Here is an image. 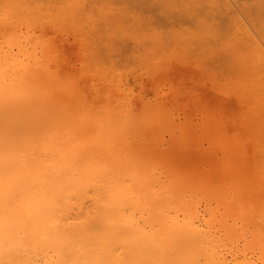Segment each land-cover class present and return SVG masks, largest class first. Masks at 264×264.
Listing matches in <instances>:
<instances>
[{
    "label": "bare ground",
    "instance_id": "obj_1",
    "mask_svg": "<svg viewBox=\"0 0 264 264\" xmlns=\"http://www.w3.org/2000/svg\"><path fill=\"white\" fill-rule=\"evenodd\" d=\"M95 1L96 0H75L73 2L71 1L72 3H70V0H66V1L65 0H0V264H264V257L261 256V253L262 255L264 254L263 249L260 252V254H258L259 257L258 256L256 257V252L258 251L255 250V253H254V250L252 249L254 246L253 245L254 239L256 240L255 242H258V244L254 243L255 244L254 247L258 249L261 248V245H262L261 243L263 240L261 242L259 241L264 236L263 234H261L263 233L262 231H264V225H262L264 224V205H263L264 203L263 201H261L263 204L257 202L258 200L260 199L262 200L263 198L262 196H258L260 197V199L256 197L258 193H260L259 195H264V194H261V193H264V188L262 185L263 181L259 180V179H264L263 178L264 176V150H262V147H259L260 150L257 148L254 151L255 153L256 151H258V153L260 151V154H259V156L261 155L260 157L258 156L257 153L255 154L257 161L254 159V157H252V160L250 161L246 159H240L241 157L240 158L237 157L238 155L236 154L237 150L232 148L233 147L231 146L232 143L229 145L230 141L232 142L231 138L237 135L235 136L232 135L231 137L228 132L229 134L228 136H230V138H228V144L227 142L225 143L224 141H223L224 143L221 142L220 139L218 140L213 136L210 138L211 140L212 139L213 140L209 142L210 148L208 151L198 150L201 147L195 149V147L193 146L189 147L184 144L183 145L185 147L181 144L183 148H180V147L176 148L177 145L174 146L175 147L174 148L173 145H175L176 140H178L177 137H176L177 139L175 140V142L173 141L174 144L171 143L173 148H170L171 149L170 151L168 150L170 153V156L172 157L173 155L177 157L181 156V159L184 162L188 163V164L185 163L187 167L189 168L188 170L193 169V167H191L192 166L191 162L189 163L188 160H191L195 164V166H198V167H201V166L208 167L209 166V169H207V171L198 172L196 170L195 171L192 170L193 171L192 174L193 175L200 174V176L203 175L204 177L203 180L210 179L216 176L223 181H227L226 183H228L231 186L230 188L232 189L231 190L232 194L230 193V195L228 196L231 198L230 201L232 200L233 203H235L234 200L236 201L238 199L237 202L242 203V205H240V209L242 210L243 208V210H245L244 213L248 210L251 212L252 209H255L253 210L254 215H252L254 216L255 221L253 220L254 218L252 219L250 218V216L248 220L252 219V221H254L255 226H256V223H258L257 225L260 231L257 229L258 227L256 228L254 227V225L252 226L249 225V226L252 228H255V231L256 229L257 231H259V232L256 231L257 233L255 231L253 232V229L251 228L250 230L253 233H256V234L260 233L261 235H259V237L257 235L256 238H254L253 236L255 234L250 235L251 238L253 237L252 238L253 241L251 240V238H249V240H251L252 242V247H250L251 242H248L249 240H246V239H245L246 242L244 240L245 245L243 243L241 245H238L239 240L241 241L242 237L244 238L245 236L244 234L248 233L247 231H245V229H247L246 226H248L246 224L247 222L251 221V220L247 221L245 219L247 218V215H244V213L242 215L241 210L239 209L240 217L242 215V218L240 219V221L246 220L247 222L245 221L246 224L240 222L241 225H239V227L237 224H235V222L239 221V220L237 221L234 220L236 218H239L238 217L239 213L237 211L239 206L236 210L234 209L236 208L235 205H234V208L228 207L227 204L229 202L225 204V206L224 204L223 205L221 204L223 206L221 207V209L222 208L223 209L221 212H219V214L220 216L224 214L222 216L223 218H225L224 216H226L227 217L226 219L228 218L230 219L235 213L234 215L236 218L233 219L232 217L230 219V220L233 219L235 221L234 225L232 221L230 225L237 226V228L239 229H240V226H242L243 228L240 230L241 232H243V234H241L242 236L240 235L239 232H238V235H236L237 231H235V229L238 230L236 227L229 226V223L227 222L229 219L228 220L225 219V221H223V219L220 217L219 219H216V220L223 221V223L222 222L221 223L223 224L224 227H225L224 224L228 223L227 226L229 228L227 226H226L227 228L226 227L225 228L226 230L229 229L230 231L229 233L228 231L223 232V237L225 236V238H222L221 234L215 237L217 233L212 228L215 225L214 223L212 225L211 219L205 218L206 219L205 222L207 220L211 222V225H210L211 227L208 226L207 228L200 227L198 226L199 223L198 225H196L193 221L194 220L193 218L194 217L196 218V213H199L197 212L196 208L198 207V204L200 206V202H201V201H198V204L196 205L195 201L197 202V198L195 195H194L196 198L195 201H192V199H190L192 202L186 201L188 197H190L191 195L193 196L192 194L193 191L191 193V191L189 190L188 193H191V194L190 195L188 194L189 195L188 196L186 192L187 190L183 192L182 186H181L182 191H180V193L178 192L176 193L174 190L172 189L170 190L168 187H167L168 189L164 188L166 187L165 184L167 185V183H165V180L169 179L171 181L172 179V178H168L170 176L168 175V173H167V178L164 177L166 176V174H164L163 176L164 179H162V181L159 180V182L156 181L157 183L155 184L158 186H163L165 190H163L162 187H158V189L161 188L162 191H164L163 193H160L162 191L158 192L159 190L157 191L156 188L154 190V187L152 185L153 182L152 183L149 182L150 180L148 179L149 178L148 174L151 172V170L153 171L155 170L154 168L155 166L152 167L155 164L152 165L153 161L150 159V156L153 155L154 158L159 157L160 159L165 158V157L161 156L163 153L161 155L159 154L160 152H158V149H156L155 144H154L155 145L154 147L146 146L148 145V143L145 142L146 141L145 134L150 133V137H151V131L152 132L155 131L156 128H159L160 126H164V125L167 126L168 123H166V121H167L168 116H166L165 114L162 115L163 113L161 114L158 113V110L157 111L155 110L158 115L155 113V111L153 112L151 111V113H155L156 115L154 114L151 115L150 113H147V111H145V109L142 108L141 106L140 107L142 108V114H141L140 107H139L140 109L136 112L137 114L133 113L135 112V108L132 107L131 104L129 106L130 108L132 107L134 110L133 109L129 110L130 108L128 107L130 100L127 102V105L122 104V106L119 107L118 109L117 107L119 105L117 103H121L122 100L124 99L122 96H121L122 100L121 101L119 100L120 102L115 101L111 96H108L112 98V100L110 99L111 104L113 102H116L115 104L118 105L116 107V109H118V111L116 110L117 113L115 111L114 113L112 112L114 110L113 107L115 108V105L112 104L113 107L110 108L111 104L108 100L109 99L108 97H107L108 99H106L108 101H105V97L103 98L104 101H101L102 104L100 103V101H99V104H97L98 102L97 101L95 102L96 99L95 100L92 99L93 100L92 105H94V107L90 106L91 108L90 107L87 108L88 105H91V104L86 105L87 103H89V99L88 101H86L87 98L84 97V95H87V92L84 91L85 94L84 92L81 93V91L78 92V94L79 93L82 94V95L79 94V98L81 96L82 100L83 101L85 100L83 102L82 100L79 101L80 99L78 98L77 91L73 89L76 91V94H75L74 91L71 90L75 86L73 85L75 83H72L71 80H73V77L76 75H72L70 72L69 73L72 76L70 74L68 75L67 71H69V69L59 66L58 64H57L58 67L57 65L54 66L57 68V69L54 68L56 69V71H53L54 69L52 70L51 66L49 67L50 65L49 64L50 63L49 54L51 53L50 51L51 45L48 39V36H49L48 34L49 32L52 31L54 27H56L57 29L60 28V27H57L58 23L60 24L68 23L70 27L68 26L69 28H66V29L70 30L72 28L71 31H72V34L74 32V37L76 33V35L78 34L79 36H82V35H86L88 37L91 36L93 37L92 40H95L94 37H98V38H101L100 36L103 37V34H105L104 39L107 40L108 38H105V37H107L109 32L113 33V29H114V33L111 34L112 37L108 36L109 40L107 41L109 42L104 43L106 44L107 51H109L107 44L110 43L111 41L114 43L113 39L115 40V38H116L115 41H117L116 43H118V40L120 38L123 39L122 36L126 34L124 31H122L123 27H125L124 23H126V21L128 20H130L131 22L132 20L136 19L135 17L140 18L141 13H142L140 9L142 10L144 9V11H145V8L150 9V5L148 4L149 7L147 8V5H145V3L144 4L142 3L144 5V8H142L143 6L142 7L139 6L140 7L139 9L138 5H140L139 3L141 2L137 0H134V1L133 0H129V1L128 0L126 1L118 0L120 2L122 1V4L124 2V6L118 10L108 6L109 4L112 5L111 3L112 0H109L108 3L104 4V6H100V3L102 4V2L100 3L98 2L99 6L97 8L95 6L96 4ZM132 1L133 3L134 2H139V3L131 4ZM141 1L143 2V0ZM147 1L149 2V0ZM166 1L167 0H165V2ZM237 1L239 0H209V1L206 0L204 1V4L207 2L205 6L202 4L203 2L202 0L201 4L203 6L201 8L205 16H207L206 17L207 19L209 16L210 19L208 20L211 21V18H212L213 20L218 19L219 22L220 21L223 22V26L217 29L215 28L216 29L215 31L219 29H222L223 31L225 29L223 32L224 35H227L225 34V31L228 32L229 30L231 32V33L228 32L230 34V36H228L230 37V39L228 38L230 41H228L227 38L225 39V36L222 37L223 36V34L221 33L222 31L221 32L218 31V34L220 32L221 34L219 35H222L221 36L222 40L218 39V41L224 42L223 39H225V42L224 43L222 42L220 44L217 41V43H219V47L216 48V51L223 47L222 49H220V52L222 53L221 50H223V52L225 51V53L229 55L231 50L235 49L233 46L237 47L238 45H240L237 42H241L242 46H240V48L243 47V49L246 50L245 51L246 54H244L245 52L243 54L242 53L236 54L237 52L234 51L236 52L234 54L235 55L234 61L235 63L236 62L237 63L235 64V67L232 64V66L234 67L233 70H235V68L236 69L240 68L238 66L241 62L238 63V61H240L238 60V58L241 56L242 63L245 62L244 66L246 65L245 66L246 68L243 67L244 68L243 70H244V73L247 72V74L243 76L241 75L242 77L241 76L240 77L242 79L239 77V80L240 81L243 80L241 81V83L247 84V86L250 87L249 88L250 90L249 89L247 90L249 91L248 95L250 93H254L255 91L257 92L258 90V92L260 93L259 97L257 96L255 98L257 99L259 98L258 101L261 99L263 102L264 97L262 98L260 97L264 95L263 94L264 87H261L264 85V82H263L264 80H262V78L264 77V37H263L264 35L262 36L261 35L262 32H260L261 33L260 34L257 31L259 30L257 24L255 22L252 23V20H253L252 18L258 15L255 11L256 8H253V7L255 6L258 9L259 3L256 6L255 4L257 2L255 3L251 0L254 3L253 4L254 6L252 5L253 7L251 8L250 6L249 8H251V10L255 9L254 10L255 14L253 13V11H249V12L246 11L248 12L247 14L243 12V10H245L244 6L246 3L241 1V3L242 2L244 3V5L242 3V6H243V10H242V8L240 7L241 3L237 4ZM67 2L69 4H67ZM129 2L131 5L129 4ZM262 2L263 0L260 3ZM62 3H66V4H62ZM126 4L130 5L129 7H131L132 5H135L134 7L132 6L131 8L135 9L136 7H138L137 11H140V13L139 12L134 13L135 10L134 11L127 10L130 8H128ZM189 5L187 4V6ZM248 6L249 4L246 5V7ZM261 6L263 7V5ZM166 12L168 13L167 16L170 15V17H173L171 16V11H166ZM250 12H252V15H254L252 16V18H251ZM163 14L161 15L162 20L164 18L163 16H166L165 13ZM146 18L147 17L145 15V18H144L145 21H143L142 19L141 20L142 22L136 21V23H134V26H130L132 27L130 28L131 32L132 30H134L133 31L134 33L137 30V33H140L142 30L146 28L147 24H148L147 25L148 28H146L145 30L149 29L150 28L149 26L151 25V24L149 25V23H152L151 20L154 22L155 21L159 22V20L157 21V19L159 18L158 16L156 19H154L155 17L154 18L149 17L151 20L149 19V22L145 25L144 23L148 21V19ZM167 18L165 19L166 20L170 19V18L168 19ZM255 19L253 21H255ZM162 20L160 22H162ZM170 21L171 20H169L168 23ZM165 22L166 21H164V23ZM142 23L145 25L144 27ZM53 24H56V25L53 26ZM219 24H217V26ZM252 24L254 25L256 24L255 26H257V30H256V27ZM51 26H53L52 29H50ZM120 26H123V27H120ZM139 28L140 29L143 28V29L140 30ZM117 30L118 31L120 30L118 34H117ZM138 30L140 31L138 32ZM149 30L151 31V29ZM121 31H122V34H121ZM53 32H54V29H53ZM114 34L116 36L115 38H113ZM119 34H121V37H119L120 36ZM131 34L132 33H130V35ZM143 34L145 35L146 33H143ZM143 34H136L135 32L132 36L135 39L134 37L135 35H137V38H139L138 35L142 36ZM86 36H85V39L88 38ZM127 36L128 35L126 34V39H128ZM216 36H213V37L215 38ZM91 37L89 38L91 39ZM130 38L131 36L129 37V39ZM217 38H220V36H218ZM217 38H215V42L214 41L212 42L214 43L213 45H215ZM122 39H120L119 42H122L121 41ZM152 39L153 41H155V39H159V38L153 36L151 40L150 39L149 40L152 42ZM209 39L210 38H208V41L206 42L209 43V41H212L213 38L210 40ZM236 39H239L240 41ZM140 40H141L140 38L138 41L137 39L133 40L132 45L134 47L137 46V51L140 50V48H142L141 46L147 45L146 43L145 45L144 42L142 41L140 42ZM231 40L233 42L235 41L237 42L233 43L231 42ZM95 41H92V42H95ZM123 41H126V40H123ZM156 41L159 42L160 40H156ZM92 42H91V45H93ZM112 42L111 44H113ZM154 43L152 42V44L155 46ZM227 43L230 44V46H228ZM95 44H96L95 46H98L96 42ZM120 44L122 43H118V45L113 44V48L115 50L121 49L122 47ZM123 44H125V42H123ZM222 44H224V46H222ZM100 45L101 44L99 42V46H98L99 49H97L98 47L97 48L94 47V48L100 51L101 47L104 46L102 45L100 47ZM225 45H227V47ZM29 46L31 47V51H29ZM115 46L116 47L120 46L121 48L118 49L117 47L116 49ZM147 46H150V45H147ZM92 47L93 46L89 48V45H88L86 50H88V48L89 50L90 49L93 50L94 48ZM54 49H57V48H54ZM124 49L126 48L124 47ZM211 49L214 50L213 47ZM225 49L228 50V52ZM141 50H143V48ZM147 50H149V47ZM153 50L156 53V49L154 48ZM159 50L161 51L160 48H158V51ZM98 51H96L95 55L91 53L89 54V52L91 51H88V52L86 51V53L93 56L95 59V56L97 55ZM209 52L214 53L213 51H209ZM209 52L208 54H210ZM144 54H147L146 57L149 56L148 53H144ZM160 55H161V52H160ZM226 56L227 55H225V57ZM230 56H231V53H230ZM236 56H237V60H236ZM150 57L148 58L150 59L149 60L150 63L149 61H147V63L150 65L151 64L153 65L151 61L154 60L155 57L152 60ZM221 57L223 58V55ZM170 58H172V55ZM168 61L169 60H167V62ZM158 64L159 62L156 63V68L159 69V66L161 65L160 70H163L164 67L162 66L164 65L159 64L158 66ZM165 65H166L165 68H167V64ZM247 65H249V68L247 67ZM80 66H82V64ZM87 66L88 65H85L86 68ZM224 66L227 67L226 62ZM256 66L258 68L260 67V69L263 72L262 74L259 73V75L261 76L260 78V76H258L257 73L259 71L261 72V70L259 71L258 69L255 70L256 72L255 75L258 76V80L256 76L254 77V75H252L254 67L256 68ZM153 67L154 65L151 67V69ZM155 69L153 68L154 73L159 72V71H156L157 69L156 70ZM221 69L223 70L225 69L224 71H226V68L222 67ZM251 70L252 72L250 74L249 71ZM80 71L78 72L83 73L82 71L81 72ZM235 71H234V74L235 73L238 74V70H235ZM62 72H64V76L61 75ZM153 72L151 73L153 74ZM209 72H211L210 77L211 76L213 77V75L215 76V73L217 71L214 73L213 68H212V71L211 69H209ZM85 73L84 74L87 77L88 72H85ZM224 73L228 74V71ZM224 73H220V75L216 74V75H219L218 78L221 80V81H217V84H220L223 86L224 82H227L228 84L227 83L226 84L229 86L231 85L230 88L232 87L231 91L233 92V89L235 86L234 84L237 85V83L232 84L233 83L232 82L230 84L228 80L231 81L232 78L229 75L224 74ZM91 74H92V70H91ZM222 74H224L225 77ZM65 75L69 77H66ZM248 75L250 76L252 75V77L255 80L254 83L252 82L253 80L251 78H248ZM151 76L152 75H150V77ZM226 76L229 78H227ZM237 76L238 75L235 74V77ZM64 77L71 83L69 84V82ZM244 77L246 80L248 79L247 83L245 82L246 80H244ZM76 78L74 77L75 80ZM78 78H77V81H78ZM218 78L217 80H219ZM97 79L99 78L97 77ZM213 79L215 80V77H213ZM259 79H260V84L258 82ZM109 80L110 79H108V81ZM240 81H237V82L240 83ZM66 82H68L67 84H69V86L67 85L69 89L66 87V84H64ZM73 82H76V81L73 80ZM114 82L116 81L114 80ZM256 82L258 83L256 84ZM244 84L240 86H244ZM258 84L260 87L258 86ZM76 86H78V84H76ZM80 86H82V84H80ZM225 86L223 87L225 88ZM229 86H226L227 91H230V88H227ZM63 87H65V89ZM254 87H256L255 88L256 90L254 89ZM258 87L262 89L260 90ZM78 88L79 87H76L77 90ZM82 88H84V85ZM235 88H236L235 89L236 96L241 95L243 91L242 90L243 87L242 88L239 87L240 89H238V91H237L238 87L235 86ZM67 89H68V92L70 91L69 94L72 98L71 97L67 98L68 96H66V93H65L67 92ZM212 89H214L213 85H212ZM64 90L66 91L64 92ZM240 91L241 93L238 94L237 92H240ZM63 92L65 93V95L63 94ZM256 92L254 93L255 96H256ZM245 94H246V91H245ZM72 95H77V96H72ZM115 95H112V96L115 97ZM233 97H235L234 93H233ZM243 97H245V95ZM250 97L251 96H249V98ZM65 98L70 100L69 104H68V100L66 101ZM238 98H237V101L240 102L239 105L240 104L242 105L240 101L242 98L240 100H238ZM249 98H246V99L248 100ZM255 98L252 100L255 103V105H253L254 103H252V101L250 102L251 99H249L248 101L249 103L246 102V104H249V105L252 104V106H254L252 110L255 109V107L257 108L259 105H262V102L259 101L261 102L259 103L258 101H256ZM76 100L79 104L81 103V105H78ZM103 102L105 103L108 102L110 105L109 106L107 105L105 108V105H103L104 104ZM73 103H75L74 106L72 105ZM75 105H76V108H75ZM136 105L135 107L138 106ZM101 106H103L104 109H102ZM144 106L145 105H143V107ZM147 106H145V108ZM78 107L80 108V110ZM92 107L97 108V110L96 109L94 110ZM98 107H99V112H98ZM100 107L103 113H101ZM107 107H109L110 109H108ZM73 108L77 112H74ZM83 109L84 110L86 109V111H84ZM257 109H255L256 111H254V114H252L253 116L258 113ZM261 109H263V106L262 108H260V110L258 109L260 114L258 113L256 117L258 118L260 117L258 115H262L260 121L262 122V124H264V121H263L264 119H262V117L264 118L263 116L264 109L263 110ZM146 110H149L150 112V109L146 108ZM72 111L75 114L72 113ZM139 111H140V115H139ZM246 111L248 112V109ZM260 111L263 112V114H261ZM110 112H112V114L114 115H111ZM78 113L80 114L82 113L83 115L82 114L79 115ZM90 113L92 114L90 115ZM98 113H101V114L99 115ZM244 115H248V114H244ZM212 118H215V117H212ZM239 118L242 119L243 116L242 118L241 117ZM209 119H211V117ZM247 120H249L248 122L251 123L250 119H247ZM252 120L256 121L254 118ZM260 121L259 122L257 121L258 124H256L257 122H253L255 123L254 125H256L255 128L257 127V125L258 126L262 125ZM173 122H171V124H173ZM209 122H213L212 119L209 120ZM214 122H217V121L214 119ZM209 124H212V123H209ZM221 125H223V123ZM219 127H221L222 129L224 128L223 126H220V125ZM165 129H168V127L167 128L165 127ZM160 130L162 131L161 128ZM173 130L175 129L173 128ZM208 130L213 131V129H209V128ZM216 131L217 130H215V133ZM256 131H257V128H256ZM248 132H250L249 129H248ZM254 132L255 130L253 131V133ZM238 133H240V131ZM213 134L214 132L209 135H213ZM206 135H207V132H206ZM130 137H131L130 139L131 141L128 139ZM150 137H149V140L152 138ZM181 137H179V140H181ZM246 138H247V135H246ZM254 138L255 137H253V139ZM182 139H185V138H182ZM233 142L235 143V141ZM251 142H254V141H251ZM144 143L146 145H144ZM157 143H160V142L157 141ZM181 143H185V142H182L181 140ZM149 144H151V141L149 142ZM177 144H179L180 146L179 141ZM228 145L231 147H229ZM240 145H242V143L239 144V146ZM94 148H98V150H104L108 152L109 154L112 155L114 160L109 154H107L109 155V158H111V162L108 165L107 164L104 165L103 164L104 160L108 162L109 160H106V158H104V160H100L101 158L100 157L97 158L98 156H96V158L100 160L99 162L103 161L102 163L103 165H102L100 163L97 164L98 161L96 158H94L95 156H93V161L95 162L94 159H96L97 162L95 163V165H92L93 163L91 161V155H92V151ZM240 150L238 152H240ZM159 151L161 150L159 149ZM218 151H220L222 158L218 156L217 154ZM158 154L159 156H157ZM188 154H190L191 156L189 155L190 157H188ZM115 155H118V156L115 157ZM184 156H187V157H184ZM149 159L152 162H149L148 161ZM175 159L173 158L172 160H175ZM181 159H180V162H181ZM247 159H249V157ZM146 160L149 162L148 165L151 163L152 166L151 165L149 166L153 168L151 170L148 169L149 170L148 173L144 170L147 167ZM240 160H244V161L246 160L247 164H245L246 161L244 163L243 161L240 162ZM138 161H140V163H138ZM142 161H146V162L142 163ZM141 163L145 165L146 167L145 166H143V168L141 166L139 167V164L142 165ZM157 164L159 165L158 162ZM223 165L225 167L227 165V167L224 168ZM183 169H185V167H183ZM256 169L257 171L259 170L260 172L257 173ZM169 170L167 171L169 172ZM172 171H175V170L173 169ZM160 172L161 174L163 173L162 171ZM180 172L181 171H179V173ZM153 177H156V176L154 175ZM198 178L200 177L198 176ZM180 180H178V182H181ZM163 182L165 183L164 185H163ZM183 182L186 183L187 181H183ZM158 183H162V185L161 184L159 185ZM260 188H261L260 190L261 192H258V189ZM218 190L220 191V189ZM181 192L186 193V195L188 196L187 199H185V201L183 202L182 201L180 202L179 199L181 198H178V201H176L175 199H177V196L176 198H174V196L176 194H178V196L181 195L182 194ZM197 194H198L197 195L198 197L199 194L201 193L199 192ZM202 195L204 194L202 193ZM209 195L208 197L210 198ZM204 196H206V194ZM208 197H207V200L209 199ZM184 198L182 199L184 200ZM192 198L194 199V197ZM203 198L204 200H206V197H203ZM222 198L223 197H220L221 200H223ZM255 198H257L258 200L257 199H256L257 201L254 200ZM225 199L226 197L224 198V200ZM211 200L212 199H210L209 202L205 201L203 208L207 207L209 209V207H212V206L208 207V205L211 204L210 203ZM228 200H225V201H228ZM217 201H218V197H217V200L214 201L215 203L214 205H217L216 204ZM254 201L255 203H258L260 205H256ZM178 202L182 203V205H180ZM237 202L235 203L236 205L238 204ZM221 205L218 203L217 206L219 207ZM230 206H233V204L231 203ZM216 208L214 207V209ZM224 208H225V211L230 208L228 212L230 211L231 213L226 212L225 214ZM170 209H174V210H170ZM179 209H180V214L182 212L184 213L180 219H179L180 215L177 216V211ZM218 209H216V211L214 210L215 213L219 211ZM231 209H234V211L236 210L237 212L236 211L234 212ZM212 210H213V207H212ZM134 212L139 213L141 216L143 215L144 212L145 213L147 212L149 215H151V217H148V218H146L147 216H145V220L146 219L148 220L151 218L152 220L150 219V222L151 221L152 222L150 224L156 223L155 224L156 230L153 229L154 227L152 228V226L150 225L149 227L148 225L145 226V224H148L149 222L147 220L145 221L147 223L143 222L144 217H137L138 219L136 218L137 219V222H136L134 220V214H133ZM208 214H211L210 216H212L214 213L213 214L208 213ZM230 214L232 215L230 216ZM199 215L201 214H198V216ZM203 216L202 218H204ZM244 216L246 217L244 218ZM213 217L215 219L218 216L217 215L215 216L214 214ZM141 218H143L142 222L144 224L143 223L140 224L138 222L139 219ZM258 220L261 222L263 221L261 225L259 224ZM208 221L207 223L209 224ZM198 222H199V219H198ZM223 226L219 224L218 227L221 230ZM244 226H245V229H244ZM212 229L215 232H212ZM224 230L225 229L223 228V231ZM242 230H244L246 233ZM252 232H250L249 234H251ZM226 233L231 234L232 236L227 235ZM233 236L235 237L238 236V238L241 236L240 237L241 239L237 238L238 240L237 239L234 240V242L237 241L236 242L237 244H235L234 242H232V240H230L232 239L230 237H233ZM246 236L249 237V235H246ZM246 243L249 244V246H247ZM259 244L260 246H258Z\"/></svg>",
    "mask_w": 264,
    "mask_h": 264
},
{
    "label": "rangeland",
    "instance_id": "obj_2",
    "mask_svg": "<svg viewBox=\"0 0 264 264\" xmlns=\"http://www.w3.org/2000/svg\"><path fill=\"white\" fill-rule=\"evenodd\" d=\"M66 1V0H65ZM73 1H75V0H70V3H72ZM114 1V2H113ZM123 1V0H122ZM122 1L120 2V1H118V0H116V2H115V0H112V5H108V6H110V7H112V8H114V9H121L123 6H124V2H123V4H122ZM124 1H126V0H124ZM129 1V0H128ZM134 1V0H133ZM133 1L131 2V4L133 3ZM137 1H140L141 3H139V2H134L133 4H135V3H139L140 5H138V7L140 6V7H142V8H144V3H145V5H147V8L149 7L148 6V4L150 5V9L148 8V9H146L145 8V11H144V9L142 10V9H140V7H139V9H140V11L142 12L141 13V17L140 18H138V17H135L136 19H134V20H132L131 22H130V20H128V21H126V23H124V26L125 27H123V26H120V27H123V30L122 31H124L128 36H127V38L128 39H126V34L125 33H123V34H125V35H123L122 37H123V39L122 38H120V39H122L121 41L122 42H119V40H118V43H122V44H120L121 45V47L119 46H117L118 47V49L119 48H121V49H119V50H115L114 48H113V44L114 45H118V43H116L117 41H115L116 40V36H115V34L113 35V38H115V40L113 39V41H114V43L113 44H111V42L110 43H108L107 44V46H108V49H109V51H107V48H106V44H104V43H106V42H109V41H107V40H109V37L108 36H110V37H112V35L111 34H113L114 33V29H113V33L111 32H109V34L107 35V33H106V35H107V37H105V38H108L107 40H105L104 39V35L105 34H103V37L102 36H100L101 38H103V39H101V38H98V37H94V39L96 40H92V38L93 37H91V36H89V37H91V39L88 37V36H86V35H82V36H79L78 34L76 35V33H75V37H74V32H73V34H72V28L69 30V29H66V28H69L70 26H69V24L68 23H66V24H60V23H58V24H60V25H58L57 24V27H60V28H56V27H54L53 29H54V32H56V33H54L53 32V29H52V27L54 26V25H56V24H53V26H51V28L50 29H52V31L51 32H49V36H48V39H49V41H50V45H51V47H50V51H51V53L49 54V58H50V65H49V67L51 66V69L53 70L54 68H56V67H54V66H56L57 64L59 65V66H62V67H64V68H67V69H69V71H67V73H68V75L71 73L72 75H76V76H74L75 78L77 77H79L78 78V81H77V78H76V80L74 79V77H73V80L74 81H76V82H78V83H76V82H73V80H71V79H69V80H71L72 81V83H75V84H73V85H75L76 86V84H78V86H76V87H79L78 88V90L76 89V87L74 86V88H72L71 90H73V89H75L76 91H77V94H78V92L79 91H81V93L82 92H84V91H86L87 92V95H84V97H86V98H84V99H86V101H88V99H89V103H87L86 105H88V104H91V105H88V107L87 108H89L90 106H93L94 107V105H92V102H93V100H95V102L97 101L98 103L97 104H99V101H100V103L102 104V102L101 101H104L103 100V98L105 97V101H108L109 100V102H110V99L112 100V98L115 100V101H121L122 99H121V96L124 98L123 100H122V102H124V101H126V102H124V103H117L118 105H116L115 103L116 102H113L112 104L113 105H115V108L113 107V105L111 104V102H110V104L108 103V102H103L104 104L103 105H105V108H106V106L108 105H110V108L111 107H113V113H114V111L117 113V111H118V109H119V107H121L122 106V104L123 105H127V102L130 100V102H129V104H128V107L130 108V104H131V106L132 107H134L135 108V112H133V113H136L141 107L142 108H144L145 109V111H147V113H150L151 115H156L157 113H156V111L158 110V113H163L162 115H166V116H168L167 117V121H166V123H168V125L167 126H160L159 128H156V130L155 131H151V137H150V133H147V134H145V142L146 143H148V145H146L145 143H144V145H146V146H149V147H154L155 145H156V149H158V152H160L159 154L161 155L162 153V157H165V158H159V157H156V158H154V156L152 155V156H150V159L153 161H151L150 159L148 160L149 162H152V165L153 164H155V165H151V163L149 164V165H151L152 167H154L155 168V172L153 171V170H151V169H153L151 166H149L148 165V161L146 162V161H142V163L143 162H146L147 163V167L145 166V165H143L142 163V165H140L139 164V167L141 166L142 168H143V166H145L146 168L144 169L147 173L149 172V170H151V172H152V174H151V172L148 174V176H149V182H153L152 183V185H153V187H154V190H155V188L157 189V191L158 192H160V191H162V189L163 190H165L164 188H169L170 190L172 189V190H174L176 193L178 192V193H180V191H182L183 190V192H185L186 190V192H187V195L189 194H191L192 193V191H193V196L191 195L190 197H188L187 195H186V193H183V192H181L182 194H184V195H179L178 196V194H176L175 196H174V198H176V196H177V199H175L176 201H178V198H181V199H179L180 200V202L182 201H185V199H187V197H188V199L186 200V201H190V202H192V201H195V199L197 198V202L195 201V203H196V205L198 204V201H201L200 202V206H199V204H198V207H199V209H198V207L196 208V210H197V212H199V213H196V218L194 217L193 219V221H194V223L196 224V225H198V223H199V225L198 226H200V227H205V228H207L208 226L209 227H211L210 225H211V222H212V225H213V223H214V225L215 226H213L212 228L216 231V236L215 237H217L219 234H221L222 235V238H225V236L223 237V232H227L228 231V233H229V229H227L226 230V228L228 227L227 226V224L229 223V226H233L234 225V222L235 221H237V220H239V221H237V222H235V224H237L238 225V227H239V225H241V223H245L246 224V222L247 221H250V222H247V224L246 225H248V226H246V228L247 229H245V226H244V229H245V231H247L248 233H246L244 230H242V231H244L246 234H244L243 236H244V238L242 237V239L240 238L242 235L241 234H243V232H241L240 230L243 228L242 226H240V229L239 228H237V226H233V227H236L238 230H236L235 228V231H237V234L236 235H238V232L240 233V237L238 238V236L237 237H235V236H233V237H230V238H232V239H230V240H232V242H234V240H236L237 238L238 239H241V241L239 240V244L238 245H241L242 243L244 244L245 242H246V240H249V238H251V236L250 235H253V234H255V235H253L254 236V238H256L257 237V235H258V237H259V235H261V234H263L264 235V231H262L263 233H258V234H256L257 232H259L260 231V229H259V227H258V223H256V226H255V224H254V221H255V218H254V216H252V215H254L253 213V210H255V209H252L251 210V212L248 210V211H246L245 213H244V211L245 210H243V208H242V210L240 209V205H242V203L241 202H237V200L235 201L234 200V202L236 203H238L237 205L235 204V203H233V201L231 200L230 201V197H228L229 195H230V193L232 192L231 190V186L228 184V183H226L227 181H223V180H221L220 178H218V177H213V178H210V179H205V180H203L204 179V177H203V175H201L200 176V174H192L193 173V171H198V172H200V171H207V169H209V166L207 167V166H201V167H198V166H195V164L191 161V160H188L189 161V163L191 162V164H192V166L191 167H193V171L192 170H188L189 168L187 167V165L186 164H188V163H186V162H184L182 159H181V156H179V157H177V156H174L173 155V157L172 156H170V153H169V151L171 150L170 148H173L174 146H176V148L177 147H180V148H183V146L184 145H186V146H189V147H195V149L196 148H199V147H201L200 149H198V150H202V151H208L209 150V146H210V144H209V142L210 141H212L210 138L211 137H215L216 139H220L221 140V142H227V144H228V138H230V136L232 137V135H237V136H235V137H233V138H231L232 139V142L230 141V143H229V145L231 144V146H233L232 148H234L235 150H237V153L236 154H238L237 155V157H241L240 159H246V160H252V157H254V159L256 160V156H255V154L257 153L258 154V156H259V154H260V151H259V153H258V151H256V153L254 152L255 151V149H259V147H262V150H264V127H263V125L264 124H262V122L260 121L261 120V116L262 115H258V116H260V117H258L259 118V120H258V118L256 117V115L259 113V110H260V108H262V106H263V109H264V105H263V103H264V100H263V102H262V100L260 99L259 101H261L262 102V105H259L257 108L259 109H257L256 107H255V109H257V111H258V113L257 114H255L254 116L252 115V114H254V111H256L255 109H253L252 110V108L254 107V106H252V104H246V102H248L249 101V99H251L250 100V102L255 98V97H259V92H258V90H257V92H256V96L254 95V93H250L249 95H248V93H249V91H247L250 87L249 86H247V84H244V83H241V81H243V80H239V77L242 75H245V74H247V72L246 73H244V68L243 67H245L244 66V63H242V58H241V56L238 58V60H240V61H238V63L239 62H241L240 64H239V66L238 67H240V68H235V70H238V74L237 73H235L236 75H238L237 77H235V74H234V71L235 70H233L234 69V67H235V64L237 63H235V61H234V59H235V53L236 54H238V53H244L246 50L245 49H243V47H241L242 48V50H241V48H240V46H242L241 45V42H237V41H235V42H237V43H239L240 45H238L239 46V48H238V46L236 47V46H233L235 49L233 50H231V56H230V53H229V55L227 54V53H225V51L223 52V50H221L222 51V53L220 52V49H222V48H220L219 50H217L216 51V48H218L219 47V43L221 44L222 42H220V41H218V39L219 40H222L221 39V36L222 35H219V34H223V36L222 37H224L225 36V39L227 38V40L228 41H230L229 39H230V37H228V36H230V34L228 33V32H230L229 30H228V32L227 31H225V34H227V35H224V30L222 31V29H219V30H217V31H215L217 28H219V27H221V26H223V22H219V20L218 19H212L211 18V21L210 20H208V19H210L209 18V16H208V19L206 18L207 16H205V14H204V12H203V10H202V6L203 5H205L204 4V1H206V0H203V2H202V4H201V1L202 0H167L166 2H165V0H149V2L147 1V0H143V2L141 1V0H137ZM145 1V2H144ZM209 1V0H208ZM241 1H243L244 3H246L245 4V10H243V6H242V3H241ZM257 2L255 5L257 6V4L259 3V5H258V9H257V7H255L253 4V2ZM239 0V1H237V4H240L241 3V8H242V10H243V12H245V13H247L248 14V12L249 11H253V13L255 14V12H254V10H251V8L253 7V8H256V13L258 14H256L257 16H254V15H252V12H250L251 13V18H252V16H254L252 19L254 20L255 18H257V19H255V21H253L252 20V23H256L257 24V26H258V29L259 30H257V26H255L254 24H252V25H254L255 27H256V30L260 33V32H262V36L264 35V0H263V2L262 3H260L262 0ZM69 2V1H68ZM67 2V4H69ZM96 2V4H95V6H96V8L99 6V3L100 2H102V4L100 3V6H104V4H106V3H108L109 2V0H96L95 1ZM99 2V3H98ZM146 2H148V3H146ZM98 3V4H97ZM127 3V2H126ZM143 3V4H142ZM189 5V6H187V4ZM244 3H243V5H244ZM62 4H66V3H62ZM129 4H130V2H129ZM130 4V5H131ZM249 4V6L248 7H246V5H248ZM130 5H127L126 4V6L128 7V8H130V9H127V10H132V11H134V13L135 12H139L140 13V11H137V8L138 7H136L135 9H133V8H131L132 6L134 7L135 5H132L131 7H129ZM136 5V6H137ZM253 5V6H252ZM261 5H263V7L261 6ZM152 6V7H151ZM206 6V5H205ZM251 6V8H249ZM146 7V6H145ZM260 7V8H259ZM152 8V9H151ZM138 9V10H139ZM249 9V10H248ZM147 10V11H146ZM152 10V11H151ZM171 11V16H173V17H170V15L169 16H167L168 15V13L166 12V11ZM162 11V12H161ZM173 11V12H172ZM246 11H248V12H246ZM157 13V14H156ZM161 13V14H160ZM163 13H165V15L166 16H163L164 18H163V20H162V17H161V15L163 14ZM170 14V13H169ZM145 15H146V19H148V21H146V23H144L145 25L149 22V17H151V18H154V19H156L157 18V16L159 17L158 19H157V21L159 20V22H154V21H152L151 19V22L152 23H149V29H151V31L149 30V29H147V30H145L146 28H148L147 27V25H146V28L144 29V30H142V29H140V30H142L140 33H137V30L135 31L136 32V34H143V33H146L145 35L143 34L142 36L141 35H138L139 36V38L141 39L140 40V42L142 41V42H144V44L146 43L147 45H150V46H147L146 44V46H141V45H139V46H141L142 48H143V50H141L142 48H140V50H138L139 52H141V53H139L138 51H137V46L136 47H134L132 44H133V40H135V39H137V41L139 40V38H137V35H135L134 37H135V39L133 38V34L135 33H133V31L134 30H132V32H131V29L130 28H132V27H130V26H134V23H136V21L138 22V21H140V22H142L141 20L143 19V21H145L144 20V18H145ZM164 15V14H163ZM136 16H137V14H136ZM153 16V17H152ZM170 18L169 20H171L169 23H168V21L169 20H166L165 18ZM161 18V19H160ZM167 18V19H168ZM162 20V22H160ZM164 21H166L165 23H164ZM209 21V22H208ZM127 22H129V23H127ZM220 23V24H219ZM225 23V22H224ZM125 24H127V25H125ZM143 24V23H142ZM143 24V27L145 26ZM217 24H219L218 26H217ZM216 25V26H215ZM62 26V27H61ZM67 26V27H66ZM69 26V27H68ZM142 26V25H141ZM140 26V27H141ZM215 26V27H214ZM225 26V25H224ZM119 27V28H120ZM116 28V27H115ZM118 28V29H119ZM216 28V29H215ZM224 28H226V27H224ZM57 29V30H56ZM60 29V30H59ZM128 29H130V30H128ZM136 29V28H135ZM63 30V31H62ZM140 30H138V32L140 31ZM122 31H121V34H122ZM130 31V32H129ZM218 31H222L221 33L219 32V34H218ZM53 32V33H52ZM69 32V33H68ZM115 32H116V30H115ZM118 32H120V30L118 31L117 30V34H118ZM148 32V33H147ZM227 32V33H226ZM52 33V34H51ZM129 33V34H128ZM130 33H132L131 35H130ZM215 33V34H214ZM231 33V32H230ZM59 34V35H58ZM116 34V35H117ZM121 34H119L120 36L119 37H121ZM51 35V36H50ZM67 35V36H66ZM217 35V36H216ZM85 36L86 37H88V38H86L85 39ZM118 36V35H117ZM125 36V37H124ZM131 36V38L129 39V37ZM153 36H155V37H158L159 39H155V41H153V39H152V42L155 44V46L152 44V42L150 41L151 40V38L153 37ZM213 36H216L215 38H217L218 36H220V38H217V40H216V43H215V45H213L214 43H212L213 41L215 42V38L213 37ZM227 36V37H226ZM232 36V35H231ZM67 37V38H66ZM264 37V36H263ZM161 38V39H160ZM208 38H210V39H212V41H209V43L208 42H206V41H208ZM229 38V39H228ZM237 38V37H236ZM99 39H101V40H99ZM118 39V38H117ZM150 39V40H149ZM209 39V40H210ZM225 39H223L224 40V42H225ZM91 40V41H90ZM104 40V41H103ZM123 40H126V41H123ZM132 40V41H131ZM156 40H160L159 42L158 41H156ZM236 40H238V41H240L239 39H236ZM54 41H56V42H54ZM90 41V42H89ZM92 41H95L97 44H98V46H99V42H100V47L102 46V45H104V46H102L101 47V50L100 51H98L97 49H99V47L98 46H95L96 44H95V42H92ZM101 41H102V43H101ZM128 41V42H127ZM146 41V42H145ZM217 41L219 42V43H217ZM61 42V43H60ZM91 42L93 43V45H91ZM123 42H125V44H123ZM132 42V43H131ZM148 42V43H147ZM150 42H151V44H150ZM223 42V43H224ZM231 42H233L232 40H231ZM235 42H233V43H235ZM52 43V44H51ZM129 43V44H128ZM211 43V44H210ZM230 43V42H229ZM89 45V48H91V46H93L92 48H94V47H98L97 49H93V50H89V48H88V50H86L87 49V46ZM112 46H111V45ZM209 44V45H208ZM217 44H218V46H217ZM228 44V43H227ZM232 44V43H231ZM91 45V46H90ZM125 45V46H124ZM128 46V47H127ZM158 46V47H157ZM215 46V47H214ZM217 46V47H216ZM222 46H224V44H222ZM226 47H227V45H225ZM228 46H230V44H228ZM117 47L115 46V48L117 49ZM124 47L126 48V49H124ZM134 47V48H133ZM148 47H149V50H147L148 49ZM213 47V49L218 53H216L214 50H212L211 48ZM54 48H57V49H54ZM145 48V49H144ZM156 49V53H155V51L153 50V49ZM158 48H160L161 49V51L159 50L158 51ZM168 48V49H167ZM169 48H170V50H169ZM114 49V50H113ZM138 49H139V47H138ZM152 51H151V50ZM227 49V48H226ZM225 49V50H226ZM239 49V50H238ZM98 51L97 52V55L95 56V59H94V57L93 56H91V55H89L90 53L91 54H93V55H95V53H96V51ZM105 50H106V52H105ZM112 50V51H111ZM241 50V51H240ZM29 51H31V47L29 46ZM86 51L88 52V51H91V52H89V54L88 53H86ZM95 51V52H94ZM143 51V52H142ZM149 51V52H148ZM209 51H213L214 53H211V52H209ZM227 52H228V50H226ZM230 51V50H229ZM233 51V52H232ZM234 51H236V52H234ZM243 51V52H242ZM60 52V53H59ZM150 52H152V53H150ZM159 52V53H158ZM160 52H161V55H160ZM165 52V53H164ZM167 52V53H166ZM208 52L210 53V54H208ZM221 54H220V53ZM85 55H84V54ZM144 53H148V57H146V55L147 54H144ZM153 53H154V55H153ZM171 53V54H170ZM215 53H216V55H215ZM152 54V55H151ZM244 54H246V52L244 53ZM150 55H151V57H150ZM158 55V56H157ZM171 55H172V58H170L171 57ZM223 55V58L221 57ZM225 55H227L226 57H225ZM84 56V57H83ZM153 56V57H152ZM157 56V57H156ZM166 56V57H165ZM220 56V57H219ZM229 56V57H228ZM237 56H239V55H237ZM237 56H236V60H237ZM151 58V60L154 58V60H152L151 61V63H153V65H154V69L156 68V63L157 62H159V64H162V65H164V66H162V67H164L163 68V70H160L161 68H160V66H159V64H158V66H159V69L158 68H156L155 70L156 71H159V72H157V73H154L153 71V68L151 69V67L153 66L152 64V66L150 65V64H148L147 63V61H149L150 59H148V58ZM161 57V58H160ZM228 57V58H227ZM243 57V56H242ZM161 60H159V59ZM217 58H219V59H217ZM221 58H222V60H221ZM54 59V60H53ZM229 59H231V60H229ZM52 60V61H51ZM96 60V61H95ZM167 60H169L168 62H167ZM172 60V61H171ZM157 61V62H156ZM163 61V62H162ZM220 61V62H219ZM228 61H229V63H228ZM60 62V63H59ZM69 62V63H68ZM156 62V63H155ZM162 62V63H161ZM164 62H165V64H167V68H165L166 67V65L164 64ZM167 62V63H166ZM221 62H223V63H221ZM225 62H226V66L227 67H225L224 65H225ZM53 63V64H52ZM86 63V64H85ZM149 63H150V61H149ZM169 63V64H168ZM228 63V64H227ZM231 63V64H230ZM62 64V65H61ZM71 64V65H70ZM82 64V66H80ZM223 66H222V65ZM232 64H233V66H232ZM52 65H53V67H52ZM58 65H57V67H58ZM85 65H88L87 66V68L85 67ZM231 65V66H230ZM72 66V67H71ZM90 66V67H89ZM157 66V67H158ZM71 67V68H70ZM80 67V68H79ZM82 67H84V68H82ZM89 67V68H88ZM226 68V71H224L223 69H221V68ZM233 67V68H232ZM237 67V66H236ZM247 67L249 68V65H247ZM212 68H213V72L215 73L216 71V73H215V76L213 75V77H215V80L213 79V77L211 76L210 77V73L211 72H209V69H211V71H212ZM246 68V67H245ZM57 69V68H56ZM56 69H54L53 71H56ZM83 72V73H79L78 71H80V70ZM92 70V74H91V70ZM150 69H151V71H150ZM228 69V70H227ZM258 69V71L259 70H261L260 69V67L258 68L257 66H256V68L254 67V70H253V73H252V75H254V77L256 76V78H257V80H258V76H260L259 75V73L260 74H262L263 72H262V70H261V72L259 71H257L258 73H257V75H255V70H257ZM78 70V71H77ZM86 70V71H85ZM88 70V71H87ZM90 70V71H89ZM94 70V71H93ZM248 70V69H247ZM246 70V71H247ZM58 71V70H57ZM63 71H65V70H63ZM80 71V72H81ZM88 72V75H87V77H86V73L85 72ZM155 71V72H156ZM228 71V74L227 73H224V72H227ZM70 72V73H69ZM151 72H153V74L151 73ZM219 72V73H218ZM235 72H237V71H235ZM250 72V74H251V72H252V70L251 71H249ZM66 73V74H67ZM85 73V74H84ZM220 73H224V74H227V75H229L231 78V81H229L228 80V82H230V84L232 83V84H234V83H237V85H239V86H237L236 84H234L236 87H238L237 88V91H238V89H240L239 87H243V91H242V93H241V91L240 92H237L238 94L239 93H241V95H237L236 96V93H235V86H234V89H233V92L231 91V89H232V87L230 88V86L229 85H227L228 83L227 82H224V85L223 86H229V87H227V88H230V91H227L226 90V86H225V88L222 86V85H220V84H217V81H221L218 77H219V75H220ZM70 74V75H71ZM82 74V75H81ZM91 74V75H90ZM155 74V75H154ZM213 74V73H212ZM216 74H219V75H216ZM224 74H222V75H224ZM61 75H63L64 76V72H62L61 73ZM71 75V76H72ZM78 75V76H77ZM80 75V76H79ZM90 75V76H89ZM92 75H93V77H92ZM150 75H152L151 77H150ZM252 75L250 76V75H248V78H251L252 80V82L254 83L255 82V80H254V78L252 77ZM66 76V75H65ZM172 76V77H171ZM216 76H217V78L219 79V80H217V78H216ZM241 76V77H242ZM66 77H69V76H66ZM92 77V78H91ZM97 77L99 78V79H97ZM106 77V78H105ZM158 77V78H157ZM221 77V76H220ZM224 77H225V75H224ZM227 77V76H226ZM235 77V78H234ZM240 77V78H241ZM65 78V77H64ZM112 78V79H111ZM227 78H229V77H227ZM255 78V79H256ZM260 78H261V76H260ZM66 79V78H65ZM81 79V80H80ZM101 79V80H100ZM108 79H110L109 81H108ZM116 81V82H114V80ZM223 79V78H222ZM242 79V78H241ZM67 80V79H66ZM65 80V81H66ZM89 80V81H88ZM98 80V81H97ZM118 80V81H117ZM225 80V79H224ZM244 80H246L245 79V77H244ZM248 80V79H247ZM247 80L245 81L246 83H247ZM262 80H264V77L262 78ZM68 81V80H67ZM105 81V82H104ZM112 81V82H111ZM237 81H240V83H238ZM250 81V82H251ZM69 82V84L71 83L70 81H68ZM68 82H66V83H64V84H66V87L69 89V84H67ZM102 82V83H101ZM259 84H260V79H259ZM258 82H256V84L258 83ZM264 82V81H263ZM107 85H106V84ZM115 83H116V85H115ZM174 83V84H173ZM227 83V84H226ZM249 83V82H248ZM63 84V85H64ZM80 84H82V86H80ZM176 84V85H175ZM244 84V86H240V85H243ZM250 84V83H249ZM259 84H258V86H259ZM68 85V86H67ZM72 85V86H73ZM83 85H84V88H82L83 87ZM103 85V86H102ZM106 85V86H105ZM114 85V86H113ZM212 85H213V87H214V89H212ZM65 86V85H64ZM93 86V87H92ZM119 86V87H118ZM210 86V87H209ZM247 86V87H246ZM86 87H87V89H86ZM114 87V88H113ZM257 87V86H256ZM256 87H254V89L256 88ZM260 87V86H259ZM258 87V88H259ZM261 87H264V85L263 86H261ZM64 89H65V87H63ZM71 88V87H70ZM91 88H92V90H91ZM115 88H116V90H115ZM257 88V89H258ZM68 89H67V92H65L66 90H64V92L66 93V96H68L67 98H69V97H71L70 96V94H69V92H68ZM80 89V90H79ZM85 89V90H84ZM212 89V90H211ZM244 89H245V91H246V94H245V91H244ZM260 89V88H259ZM262 89V88H261ZM260 89V90H261ZM75 90H73L74 91V93L76 94V91ZM225 90V91H224ZM250 90V89H249ZM256 90V89H255ZM118 91H120V92H118ZM123 91V92H122ZM251 91V92H252ZM63 92V94L65 95V93ZM100 92V93H99ZM232 94H231V93ZM244 92V93H243ZM69 95H68V94ZM73 93V94H74ZM81 93H79L80 95H82ZM96 93H97V95H96ZM221 93V94H220ZM233 93H234V96L235 97H233ZM262 93V92H261ZM79 94H78V98H79ZM84 94H85V92H84ZM91 94V95H90ZM106 94H107V96H106ZM116 94V95H115ZM124 94V95H123ZM264 94V93H263ZM101 95H102V97H101ZM112 95H115V97L114 96H112ZM225 95H227V96H225ZM245 95V97L246 98H249V96H251L248 100L245 98V97H243V96ZM66 96H64V97H66ZM72 96H77V95H72ZM92 98H91V97ZM108 96H111V97H108ZM242 96V97H241ZM109 99H108V98ZM227 97V98H226ZM239 97V98H238ZM262 97H264V95L263 96H261L260 98H262ZM72 98V97H71ZM70 98V99H71ZM98 98V99H97ZM237 98H238V100H240L241 98V103H242V105L240 106L239 105V103L240 102H238L237 101ZM66 99V98H65ZM80 100L79 101H81L82 100V97L80 96V98H79ZM93 99V100H92ZM106 99H108V100H106ZM256 99V101H258V99L257 98H255ZM68 100V104L70 103L69 101V99H66V101ZM134 102H132V101ZM141 100V101H140ZM83 101V100H82ZM85 101V100H84ZM83 101V102H84ZM119 101V102H120ZM139 101V102H138ZM255 101V100H254ZM255 101V102H256ZM258 101V102H259ZM76 102H77V100H76ZM75 102V103H76ZM133 103V105H132V103ZM261 102H259V103H261ZM75 103H73L72 105L74 106V104ZM78 103V102H77ZM138 105H136V104ZM139 103H141V104H139ZM218 103V104H217ZM249 103V102H248ZM252 103H254L253 101H252ZM257 103V102H256ZM100 104V105H101ZM148 106H147V105ZM71 105V104H70ZM78 105H81V103L79 104L78 103ZM83 105H85V104H83ZM96 105V104H95ZM135 105L137 106V107H135ZM143 105H145V106H147L146 108L147 109H150V112H149V110H146V108H145V106L143 107ZM238 105V106H237ZM247 105V106H246ZM248 105H249V107H248ZM253 105H255V103L253 104ZM258 105V104H257ZM256 105V106H257ZM118 106V107H117ZM141 106V107H140ZM212 106V107H211ZM86 107V106H85ZM85 107H83V108H85ZM92 107V108H93ZM96 107V106H95ZM102 107V109H104L103 108V106H101ZM101 107H100V109H101ZM116 107L118 108V109H116ZM130 108L129 110H131V109H133V108ZM140 107V108H139ZM150 107V108H149ZM75 108H76V105H75ZM79 108V107H78ZM91 108V107H90ZM108 109H110L109 107H107ZM142 108H141V114H142ZM153 108V109H152ZM74 109V108H73ZM94 110L96 109L97 110V108H93ZM102 109H101V113H103L102 112ZM248 109V112L246 111ZM263 109H261V110H263ZM76 110H78V109H76ZM79 110H80V108H79ZM84 110V109H83ZM90 110V109H89ZM117 110V111H116ZM134 110V109H133ZM156 110V111H155ZM232 110V111H231ZM243 110V111H242ZM84 111H86V109L84 110ZM93 111V110H92ZM91 111V112H92ZM151 111L153 112V111H155V113H151ZM212 111V112H211ZM226 111H227V113H226ZM241 111V112H240ZM245 111H246V113H245ZM252 111H253V113H252ZM74 112H77V111H75V109H74ZM73 111H72V113H74ZM97 112V111H96ZM98 112H99V107H98ZM105 112V111H104ZM112 112H110V114L111 115H114V114H112ZM261 112V111H260ZM83 113V112H82ZM81 113V114H82ZM101 113H98L99 115L101 114ZM115 113V114H116ZM145 113V112H144ZM147 113H146V115H147ZM75 114V113H74ZM79 115H81L80 113H78ZM88 114H89V112H88ZM92 113H90V115H91ZM137 114V113H136ZM149 114V115H150ZM159 114V115H160ZM244 114H248V115H244ZM260 114V113H259ZM261 114H263V112H261ZM72 115V114H71ZM83 115V114H82ZM86 115H87V113H86ZM95 115V114H94ZM106 115V114H105ZM118 115V114H117ZM139 115H140V111H139ZM158 115V114H157ZM216 115V116H215ZM236 115V116H235ZM242 116H243V118H242ZM252 116H253V118L256 120V121H254V120H252L253 118H252ZM263 116H264V114H263ZM211 117V119H212V121L213 122H209V120H211V119H209ZM212 117H215V118H212ZM239 117H241L242 119H240ZM250 117V118H249ZM170 118V119H169ZM171 118H172V120H171ZM246 119V121H245V119ZM257 118V119H256ZM214 119L218 122H214ZM228 119V120H227ZM230 119H232V120H230ZM247 119H250L251 120V123H249L248 121L249 120H247ZM262 119H264L263 117H262ZM170 120H171V122H173V124H171V122H170ZM219 120V121H218ZM230 120V121H229ZM237 121V122H236ZM261 122V126L259 125H257V131H256V128H255V126L256 125H254L255 123H253V122ZM264 121V120H263ZM242 122V123H241ZM247 122V123H246ZM258 122L256 123V124H258ZM209 123H212V124H209ZM217 125H216V124ZM223 123V125H221ZM230 123V124H229ZM220 126H223L224 128L222 129L221 127H219V125ZM238 124V125H237ZM241 126H240V125ZM260 124V123H259ZM171 127H173V126H175V127H173L175 130H173V128H171ZM213 125V126H212ZM216 125V126H215ZM234 125V126H233ZM244 125V126H243ZM210 126V127H209ZM215 126V127H214ZM229 126V127H228ZM252 126V127H251ZM254 126V127H253ZM163 127V128H162ZM165 127L167 128L168 127V129H165ZM244 127V128H243ZM251 127V128H250ZM160 128L162 129V131L160 130ZM172 130H171V129ZM208 128L209 129H213V131L211 132V131H209L208 130ZM218 128V129H217ZM243 128V129H242ZM254 128V129H253ZM239 129V130H238ZM247 129V130H246ZM248 129H249V131L250 132H248ZM164 130V131H163ZM171 130V131H170ZM215 130H217L218 131V133H217V131H216V133H215ZM222 130H224V131H222ZM244 130V131H243ZM255 130V132L253 133V131ZM168 131V132H167ZM175 131V132H174ZM240 131V133H238ZM242 131V132H241ZM251 131H252V133H251ZM156 134H155V133ZM171 132V133H170ZM206 132H207V135H206ZM214 132V134L213 135H209V134H212ZM222 132V133H221ZM228 132H229V134H230V136H228L229 134H228ZM249 134H248V133ZM164 133V134H163ZM171 136H169L168 134ZM220 133H221V135H220ZM233 133V134H232ZM245 133V134H244ZM165 135V136H163V135ZM240 134V135H239ZM241 134H242V136H241ZM244 134V135H243ZM251 134V135H250ZM254 134H255V136H254ZM147 135V136H146ZM149 135V136H148ZM155 135V136H154ZM175 135V136H174ZM241 136V137H239V136ZM246 135H247V138H246ZM249 135V136H248ZM156 136H157V138H156ZM182 136V137H181ZM184 136V137H183ZM188 136V137H187ZM217 136V137H216ZM149 137L151 138L150 140H149ZM163 137V138H162ZM178 138V140H176L177 138ZM179 137H181V140H182V142H185V143H181V140H179ZM190 137H192V138H190ZM237 137V138H236ZM253 137H255L254 139H253ZM172 138V139H171ZM182 138H185V139H182ZM190 138V139H189ZM244 138V139H243ZM129 140L131 139V137L130 138H128ZM208 139H209V141H208ZM237 139V140H236ZM256 139V140H255ZM172 140V141H171ZM175 140H176V142H175ZM127 141V140H126ZM131 141V140H130ZM151 141V144H149V142ZM155 141H156V143H155ZM157 141L158 142H160V143H157ZM164 141V142H163ZM173 141L175 142V145H173V147H172V144H174L173 143ZM178 141H179V143H180V146H179V144H177L178 143ZM233 141H235V143L233 142ZM246 141V142H245ZM251 141H254V142H251ZM189 142V143H188ZM223 142V143H224ZM238 142V143H237ZM130 143V142H129ZM161 143H162V145H161ZM172 143V144H171ZM242 143V145H240L239 146V144H241ZM155 144V145H154ZM183 146H182V145ZM219 144H220V142H219ZM151 145V146H150ZM160 145V146H159ZM171 147H170V146ZM226 145V144H225ZM228 145V146H229ZM236 145V146H235ZM239 147H238V146ZM231 146H229V147H231ZM257 146V147H256ZM159 147V148H158ZM185 147V146H184ZM245 149H244V148ZM248 147V148H247ZM252 147V148H251ZM255 147V148H254ZM168 148V149H167ZM175 148V147H174ZM237 148V149H236ZM254 148V149H253ZM159 149L161 150V151H159ZM166 149H167V151H166ZM240 149H242V150H240V152H238ZM164 152H163V151ZM169 150V151H168ZM260 150V149H259ZM168 153V154H167ZM240 153H242V154H240ZM243 153H245V154H243ZM254 153V154H253ZM107 154H109L108 152H106V151H104V150H98V148H94L93 149V151H92V155H91V161H92V165H95V163L97 162V164H102L103 163V161H101V162H99L100 160H104V158H106V160H109V162L108 161H105L104 160V165L105 164H110V162H111V158H109V155L112 157V155L111 154H109V155H107ZM151 154H153V153H151ZM159 154L157 155V156H159ZM217 154H218V156H220V158H222V155H221V153H220V151H218L217 152ZM253 154V155H252ZM169 155V156H168ZM190 154H188V157H190L189 156ZM93 156H95L94 158H96V156H98L97 158H101L100 160L99 159H97V161H96V159H94L95 160V162L93 161ZM103 156V157H102ZM116 156H118V155H115V157ZM261 156V155H260ZM259 156V157H260ZM172 157V158H171ZM184 157H187V156H184ZM249 157V159H247ZM175 159V160H172V159ZM178 158V159H177ZM112 159L114 160V158L112 157ZM153 159H155V160H153ZM171 159V160H170ZM180 159H181V162H180ZM261 159V158H260ZM245 160V161H246ZM159 163V165L157 164V162ZM170 161V162H169ZM173 161V162H172ZM241 161H243L244 163H245V161L244 160H240V162ZM257 161V160H256ZM106 162H108V163H106ZM183 162H184V164H183ZM242 162V163H243ZM138 163H140V161H138ZM146 163H144V164H146ZM163 163V164H162ZM166 163V164H165ZM175 163V164H174ZM186 163V164H185ZM102 164V165H103ZM162 164V165H161ZM179 164V165H178ZM245 164H247V161H246V163ZM249 164V163H248ZM166 165V166H165ZM171 165H172V167H171ZM204 165V164H203ZM160 166H162V167H160ZM182 166V167H181ZM224 166V165H223ZM183 167H185V169H183ZM198 168V169H196V168ZM206 167V168H205ZM226 167H227V165H226ZM225 166H224V168H226ZM156 168H158V169H156ZM168 168V169H167ZM182 170H181V169ZM204 168V169H203ZM211 168V167H210ZM149 169V170H148ZM164 169V170H163ZM170 169V170H169ZM175 170V171H172V170ZM200 169V170H199ZM255 169V168H254ZM254 169H253V171H254ZM167 170H169V172L167 171ZM181 171L180 173H179V171ZM188 170V171H187ZM160 171H162L163 173L161 174V172ZM167 171V172H166ZM177 171V172H176ZM256 171H257V169H256ZM159 172H160V174H159ZM166 172V173H165ZM170 172H171V174H170ZM185 172V173H184ZM190 172V173H189ZM258 172H260L259 170L257 171V173ZM154 173V174H153ZM167 173H168V175H170L168 178H172L171 179V181H173V182H171L169 179H167V180H165V183H167V185L163 182V185L165 184V186L166 187H164L163 188V186H158V185H155L157 182H159V180L160 181H162V179H164V177H166L167 178ZM174 173V174H173ZM254 173H255V171H254ZM256 173V174H257ZM164 174H166V176H164ZM191 174V175H190ZM155 175L156 177H153V176ZM159 175H161V176H159V178H158V176ZM177 175V176H176ZM184 175V176H183ZM190 175V176H189ZM259 175V174H258ZM164 176V177H163ZM173 176V177H172ZM192 176H193V178H192ZM195 176H196V178H195ZM198 176L200 177V178H198ZM151 177V178H150ZM188 177V178H187ZM165 178V179H166ZM190 178V179H189ZM263 178H264V176H263ZM154 179H155V181H154ZM174 179V180H173ZM176 179V180H175ZM180 179H182V180H180ZM196 179V180H195ZM198 179V180H197ZM213 179V180H212ZM178 180H180L181 182H183V181H187L186 183L185 182H183V183H181V182H178ZM260 181H263L262 182V185H263V188H264V179H259ZM157 181V182H156ZM164 181V180H163ZM169 181V182H168ZM208 181V182H207ZM174 182H175V184H174ZM204 182V183H203ZM222 182V183H221ZM224 182V183H223ZM159 185L161 184L162 185V183H158ZM170 184H172V185H170ZM226 184V185H225ZM228 184V185H227ZM259 184V183H258ZM174 185V186H173ZM176 185V186H175ZM189 185H190V187H189ZM206 185V186H205ZM222 185V186H221ZM260 185H261V183H260ZM259 185V186H260ZM179 186V187H178ZM183 188H182V187ZM186 186H187V188H186ZM211 186V187H210ZM225 188H224V187ZM226 186H228V187H226ZM158 187H162V189L160 188V189H158ZM172 187V188H171ZM175 187V188H174ZM194 187H196V188H194ZM220 189V191L217 189ZM261 187V186H260ZM167 188V189H168ZM177 188V189H176ZM181 188H182V190H181ZM207 188V189H206ZM208 188H210V189H208ZM213 188V189H212ZM224 188V189H223ZM262 188V187H261ZM261 188L260 189H258V192H261L260 190H261ZM192 189V190H191ZM223 189V190H222ZM228 189H229V191H228ZM191 191V193H188V191ZM156 191V192H157ZM209 191V192H208ZM213 191V192H212ZM224 191H225V193H224ZM164 191H162V192H160V193H163ZM196 192V193H195ZM201 193V194H199V196L197 197V193ZM208 192V193H207ZM221 192V193H220ZM228 192H229V194H228ZM257 192V193H258ZM202 193L205 195L206 194V196H204V195H202ZM210 194V195H209ZM211 194H213V195H211ZM232 194V193H231ZM260 193H258L257 195H256V197H258V196H262V198L264 199V195H259ZM261 194H264V193H261ZM185 195H186V197H185ZM196 196V198H195V196ZM208 195L210 196V198L208 197ZM219 195H220V197H223L222 199L223 200H221L220 199V197H219ZM224 195V196H223ZM226 195V196H225ZM180 196H182V197H180ZM185 198H184V197ZM192 197H194V199L192 198ZM203 197H206V200H204V198ZM207 197L209 198L208 200H207ZM217 197H218V201H217V205H218V203L221 205H223L224 204V206H225V204H227L228 202V207H233L234 208V205H235V207L236 208H234V209H236L237 210V208H238V206H239V208H238V213H239V215H238V217L239 218H236L235 217V211H234V209H231V210H233L232 212L234 213L233 214V219L234 218H236V219H232V220H230L229 218V220L228 219H226L227 217L226 216H224L225 218H223L222 216L224 215H222V216H220V214H219V212H221L222 211V209H221V207H223L222 205L221 206H217V205H214L215 203H214V201H216L217 200ZM226 197V199L225 200H228V201H225L224 200V198ZM228 197V198H227ZM157 198V197H156ZM182 198H184V200L182 199ZM216 198V199H215ZM259 199H260V197H258ZM159 199V198H158ZM190 199H192V201L190 200ZM210 199H212L211 200V204H209L208 205V207L209 206H212L213 207V210H212V207H209V209L206 207V208H203L204 207V202L206 201V202H209L210 201ZM215 199V200H214ZM220 199V200H219ZM257 198H255L254 200H256ZM256 200L257 202H259V203H262L261 201H263V203H264V200ZM173 200V199H172ZM225 201V202H224ZM175 202V201H174ZM180 202H178L180 205H182V203H180ZM233 204V206H230V204L231 203ZM241 203V204H240ZM254 203H255V201H254ZM262 203V204H263ZM179 204H177V205H179ZM256 205H260V204H258V203H255ZM195 205V204H194ZM195 205V206H196ZM202 205V206H201ZM264 205V204H263ZM262 205V206H263ZM206 206H207V204H206ZM214 207L216 208V209H218L219 211L218 212H216L215 213V211H216V209H214ZM242 207V206H241ZM255 207V206H254ZM211 208V209H210ZM226 208V207H225ZM225 208H224V211H225ZM229 208V209H230ZM165 209V208H164ZM201 209V210H200ZM207 209V210H206ZM229 209H227L224 213L226 214V212L227 213H231L230 211L228 212V210ZM239 209L241 210V214L243 215V213H244V215H247V218H245L246 216H244V218L247 220H243V221H240V219L242 218V215H241V217H240V212H239ZM170 210H174V209H170ZM215 210V211H214ZM236 211V212H237ZM256 211H257V209H256ZM178 212H179V214H178ZM182 212V211H181ZM201 212V213H200ZM203 212V213H202ZM214 213L215 214V216L217 215L218 217L217 218H215L214 219V214L212 215V216H210L211 214H208V213ZM250 212V213H249ZM172 213V212H171ZM237 213V214H238ZM247 213V214H246ZM134 214V220L137 222V217H144V221H143V218H141V219H139V223L140 224H142L143 222H145L146 220H145V216H147L146 218H148V217H151V215H149L147 212L145 213H143V215L141 216L139 213H137V212H134L133 213ZM149 216H148V215ZM183 212L180 214V209L177 211V216H179V219L183 216ZM198 214H201L202 216H203V214H204V218H202V216L201 215H199L198 216ZM207 214V215H206ZM219 214V215H218ZM236 214V215H237ZM248 214H250V215H248ZM139 215V216H138ZM232 214H230V216H231ZM256 215V214H255ZM136 216V217H135ZM211 218H210V217ZM249 216H250V218H254L253 220L254 221H252V219H250V220H248L249 219ZM199 217V218H198ZM222 218L223 219V221H225V219L226 220H228L226 223L227 224H224L225 225V227L223 226V221H218V220H216V219H219V218ZM137 218V219H136ZM208 218V219H211V222H209L208 220V222H209V224L207 223V221L205 222V220ZM151 219V218H150ZM150 219H148L147 221L149 222L148 224H145V226L146 225H148V227H149V225L150 226H152V228L153 229H155L156 230V223H153V224H150L151 222H150ZM198 219H199V222H198ZM257 219V218H256ZM260 219V218H259ZM152 220V219H151ZM143 221V222H142ZM196 221V222H195ZM203 221V222H202ZM233 222V225H230L232 222ZM246 221V222H245ZM259 221V220H258ZM222 222V223H221ZM241 222V223H240ZM256 222H257V220H256ZM263 222V221H262ZM261 221H259V224L261 225V223H262ZM145 223H147V222H145ZM216 223V224H215ZM218 223V224H217ZM144 224V223H143ZM219 224H221V226H223V228L225 229L224 231H223V228L220 230L219 229ZM207 225V226H206ZM243 225V224H242ZM252 226V225H254V227H258L257 229L259 230V231H257V229H256V231H255V228H252V227H250V226ZM262 225H264V224H262ZM143 226V225H142ZM157 227H158V225H157ZM217 227V228H216ZM229 228V227H228ZM231 228V227H230ZM249 228V229H248ZM253 229V232L255 231L256 233H253L250 229ZM211 229V228H210ZM213 229H212V232H215V231H213ZM217 229H219V230H217ZM233 229V230H234ZM262 229H263V227H262ZM221 232V233H220ZM250 232H252L251 234H249ZM233 233V232H232ZM235 233V232H234ZM227 234V233H226ZM227 235H230V236H232L231 234H227ZM246 235H249V237L248 236H246ZM246 237V238H245ZM262 237V236H261ZM260 237V238H261ZM264 237V236H263ZM263 237L261 238V240L259 241V242H261L262 240V245H261V248L260 249H258V248H256V247H254L255 246V244H258V242H255L256 240L254 239V243H253V250H254V253H255V250L256 251H258V252H256V257L258 256L259 257V255L258 254H260V252L262 251V249H263V253H264V239H263ZM253 238V237H252ZM251 238V240L253 241V239ZM228 239V238H227ZM237 239V240H238ZM246 239V240H245ZM258 239V238H257ZM244 240H245V242H244ZM251 240H249L248 242H251ZM258 241V240H257ZM237 241H235L234 243L235 244H237L236 243ZM247 244V243H246ZM245 245V244H244ZM247 246H249V244H247ZM258 246H260V244L258 245ZM250 247H252V242H251V245H250ZM261 256H263L264 257V254L262 255V253H261ZM262 258V257H261Z\"/></svg>",
    "mask_w": 264,
    "mask_h": 264
}]
</instances>
